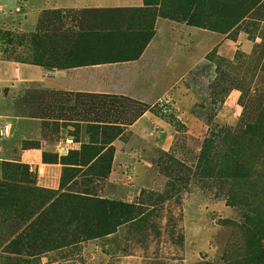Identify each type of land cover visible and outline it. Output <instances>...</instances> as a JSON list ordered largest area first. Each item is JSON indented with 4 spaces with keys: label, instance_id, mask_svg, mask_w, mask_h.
Listing matches in <instances>:
<instances>
[{
    "label": "rangeland",
    "instance_id": "rangeland-1",
    "mask_svg": "<svg viewBox=\"0 0 264 264\" xmlns=\"http://www.w3.org/2000/svg\"><path fill=\"white\" fill-rule=\"evenodd\" d=\"M100 2L63 1L29 29L0 13V56L57 67L70 38L100 24ZM143 10L130 12L149 36L137 59L159 46L144 67L155 81L145 101L35 87L16 97L21 115L105 124L80 135L64 126L72 141L55 190L26 167H4L0 264H249L242 256L264 229V0H156ZM125 20L112 28L127 30ZM146 111L155 123L126 145L124 128Z\"/></svg>",
    "mask_w": 264,
    "mask_h": 264
},
{
    "label": "crops",
    "instance_id": "crops-1",
    "mask_svg": "<svg viewBox=\"0 0 264 264\" xmlns=\"http://www.w3.org/2000/svg\"><path fill=\"white\" fill-rule=\"evenodd\" d=\"M63 1L0 0V13L13 14L16 18H21L22 25L29 29L37 23L41 11L56 9L62 3L70 5L73 0ZM155 1L101 0L100 3L105 5L92 9L100 12L97 18L104 24L112 13H117L116 16L130 10L138 14L147 13L143 9ZM113 24L114 22L109 23L110 26ZM158 48L157 43L150 46L148 51L136 60L53 70H44L36 65L0 56V125L8 124L11 128L9 136L0 137V179L4 175L6 165L26 167L36 174L38 187L55 190L64 167L67 166L61 159L64 154L66 155L67 147L72 141V137L64 136V126L66 124L74 126L80 135L84 130L88 131L87 125L105 124L101 121L91 122L87 118L18 114L15 111V100L21 90L35 87L47 92L122 96L145 101L148 95L146 85L155 81L145 73L144 67L148 65L152 53ZM159 81L163 82L164 79ZM154 123L155 118L148 111L143 112L132 124L124 128V131H130L126 145H133ZM53 155L54 159L51 158Z\"/></svg>",
    "mask_w": 264,
    "mask_h": 264
},
{
    "label": "trees",
    "instance_id": "trees-1",
    "mask_svg": "<svg viewBox=\"0 0 264 264\" xmlns=\"http://www.w3.org/2000/svg\"><path fill=\"white\" fill-rule=\"evenodd\" d=\"M212 1V0H211ZM133 11H127L125 15H118L117 13H112L107 19L108 23L100 21L99 25H96L94 29H89L87 31H80L76 37L70 38L66 45L64 52L59 55L62 59L60 65H43L47 69H69L76 66L91 65V64H103V63H114V62H124L136 60L137 56L141 53L142 47L147 43L148 37H145V33L133 28V24L136 23V19L139 16L132 15L130 13ZM123 13V12H122ZM91 15H89L90 17ZM107 16V15H106ZM123 18L127 19L126 26L127 30L121 31L117 28H112L109 25L111 22L123 21ZM96 20H99L96 18ZM125 26V27H126ZM103 27V28H100ZM136 29V30H134ZM79 36V38H78ZM81 42V43H80ZM101 53L106 55L102 63H91L83 64L80 55H86L90 52ZM55 95H74V96H92V97H108L110 95H92V94H80V93H69V92H51ZM111 97V96H110ZM253 234L252 242L256 250L248 256H242V262H249V264L254 263V260H259L264 262V229L256 228Z\"/></svg>",
    "mask_w": 264,
    "mask_h": 264
},
{
    "label": "built area",
    "instance_id": "built-area-1",
    "mask_svg": "<svg viewBox=\"0 0 264 264\" xmlns=\"http://www.w3.org/2000/svg\"><path fill=\"white\" fill-rule=\"evenodd\" d=\"M11 128L8 124L0 125V137H7L10 135Z\"/></svg>",
    "mask_w": 264,
    "mask_h": 264
}]
</instances>
